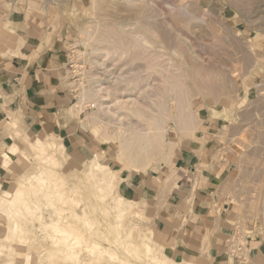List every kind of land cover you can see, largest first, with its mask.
Wrapping results in <instances>:
<instances>
[{
	"label": "rangeland",
	"instance_id": "374dc122",
	"mask_svg": "<svg viewBox=\"0 0 264 264\" xmlns=\"http://www.w3.org/2000/svg\"><path fill=\"white\" fill-rule=\"evenodd\" d=\"M14 1H21L22 9H32L47 17L49 24L64 22L68 46L67 77L74 96L73 102L79 97L81 88H84L93 92L94 98L102 95L107 97L103 100L107 103L114 98L125 100V104L131 100L142 105L146 102L145 108L148 113L151 112L147 97H155L150 92H154L160 82L156 74L148 76L149 69L141 67L144 62L140 59L132 61L133 57L131 59L128 50L116 48L113 42L99 38L112 29L115 30L114 34L119 32L124 35L133 30L136 38H140L141 34L157 35L158 38H154L157 43H161L158 50L165 54V63L172 62L167 60L172 57L174 62H178L187 71L198 64L200 72L205 74L208 71V83L199 81V84H195L190 77L186 78L189 83H186L189 90L187 103L197 110V114L208 111L213 117L224 118L218 134L223 147L220 151L237 169L233 181L224 187L222 193L227 196L228 203L235 205V234L241 233L247 223L258 218L264 207V0H0V8L4 6L8 10L10 2ZM259 48L263 51H259ZM122 77L125 81L121 80ZM168 102L170 112L177 114L175 100ZM96 104L94 99H88L80 113L86 127L89 150L77 155L65 148L68 156L63 165L42 163L17 136L15 142L22 153L20 151L17 154L20 168L16 178L23 181L32 179L31 172L39 165L50 168L52 175L55 172L61 175L74 172L79 177L84 162L92 151L97 150L100 161L109 163L112 168H119L115 161L114 145L103 144L93 137L91 124L87 121L86 117ZM164 115L169 126L167 137L177 141L173 148L175 157L179 143L193 130H188L189 126L179 125L176 119L178 115L173 119ZM74 117L80 119L79 116ZM35 137L32 135L29 138ZM62 156L65 154L62 153ZM157 159L159 155L153 157L148 170L154 165H166L163 160L155 162ZM139 171L143 170L133 168L131 171L120 172L121 178L116 183L118 193L124 194L120 190L123 175ZM14 184L15 180L3 188ZM81 207L78 206L77 211ZM2 217L0 213V220ZM130 222L135 227L134 233L140 231L150 245L160 248L153 241L144 209L140 216L131 217ZM3 233L4 228L0 226V235ZM33 248L30 251L34 254L40 251L37 246ZM6 254H0V264L10 258ZM82 256L89 258V255L83 253ZM39 260L41 264H52L47 256H41ZM176 263L187 264L188 261Z\"/></svg>",
	"mask_w": 264,
	"mask_h": 264
},
{
	"label": "bare ground",
	"instance_id": "6f19581e",
	"mask_svg": "<svg viewBox=\"0 0 264 264\" xmlns=\"http://www.w3.org/2000/svg\"><path fill=\"white\" fill-rule=\"evenodd\" d=\"M114 33L112 29L99 38L113 42L116 48L128 50L132 61L140 59L144 62L141 67L149 69L148 76L156 74L160 82V86L150 92L155 97H147L151 112L145 108L146 102L142 105L131 100L125 104V100L114 98L107 103L103 102L107 97L94 98L93 92L81 88L79 97L69 109L82 119L80 113L85 102L94 99L97 104L86 117L87 121L91 124L93 137L103 144L114 145L119 168L100 161L97 152L92 151L79 170V177L74 172L52 175L50 168L39 165L31 172L32 179L23 181L17 177L14 186L6 189L0 183V213L3 216L0 226L4 228L3 235H0V254L5 252L10 257L2 264H41V256H47L52 264H178L169 257V250L159 244L156 245L160 248L156 249L140 231L134 233L130 218L140 216L144 207L139 206L137 200L118 193L116 183L122 170L147 171L156 155L159 159L155 162L163 160L171 168L177 141L167 137L168 120L163 115L166 114L164 116L168 119L178 115L179 125L189 126L190 131L196 129L200 117L187 103L186 78L190 77L193 83L199 84V81L209 82L210 76L208 78V71L205 74L200 72V64L187 71L172 57L167 59L172 62L165 63V54L158 50L161 43L154 38L157 35L141 34L136 38L133 30L128 35ZM121 80L125 81L124 77ZM169 100H175L177 114L170 112ZM16 132L42 163L50 166L65 163L68 154L60 137L46 134L30 139ZM20 151L22 153L17 142L2 150L1 165L10 166L12 156ZM168 178L170 176L165 180ZM78 206H82L79 211ZM35 246L40 250L36 254L30 251ZM82 253L89 258L85 259ZM187 264L192 263L188 261Z\"/></svg>",
	"mask_w": 264,
	"mask_h": 264
},
{
	"label": "crops",
	"instance_id": "0c3cea01",
	"mask_svg": "<svg viewBox=\"0 0 264 264\" xmlns=\"http://www.w3.org/2000/svg\"><path fill=\"white\" fill-rule=\"evenodd\" d=\"M21 7V1H14L8 10L0 8L2 187L15 180L20 168L18 155L9 168L1 165V151L15 142L16 131L60 137L66 150L77 155L89 150L86 127L69 109L74 96L67 77V28L63 21L49 24L47 17ZM199 117L197 128L176 148L171 168L158 164L146 172H126L120 190L142 203L153 241L176 261L264 264V207L235 234V205L222 193L237 169L220 151L224 118L208 111ZM233 236L243 241L238 255L230 252Z\"/></svg>",
	"mask_w": 264,
	"mask_h": 264
},
{
	"label": "built area",
	"instance_id": "2783aa9c",
	"mask_svg": "<svg viewBox=\"0 0 264 264\" xmlns=\"http://www.w3.org/2000/svg\"><path fill=\"white\" fill-rule=\"evenodd\" d=\"M234 237V236H233ZM236 238V237H235ZM235 238H232V243L230 245V252L231 254H236L238 255L239 252L241 251V248H242V243L236 241Z\"/></svg>",
	"mask_w": 264,
	"mask_h": 264
}]
</instances>
